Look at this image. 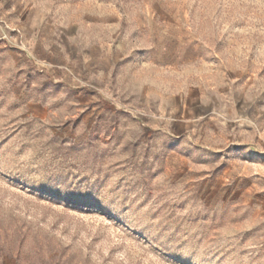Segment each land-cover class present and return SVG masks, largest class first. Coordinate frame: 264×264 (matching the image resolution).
Masks as SVG:
<instances>
[{
  "label": "rangeland",
  "instance_id": "374dc122",
  "mask_svg": "<svg viewBox=\"0 0 264 264\" xmlns=\"http://www.w3.org/2000/svg\"><path fill=\"white\" fill-rule=\"evenodd\" d=\"M0 264H264V0L0 2Z\"/></svg>",
  "mask_w": 264,
  "mask_h": 264
},
{
  "label": "crops",
  "instance_id": "0c3cea01",
  "mask_svg": "<svg viewBox=\"0 0 264 264\" xmlns=\"http://www.w3.org/2000/svg\"><path fill=\"white\" fill-rule=\"evenodd\" d=\"M15 0H0V2H3V3H8V2H13Z\"/></svg>",
  "mask_w": 264,
  "mask_h": 264
}]
</instances>
